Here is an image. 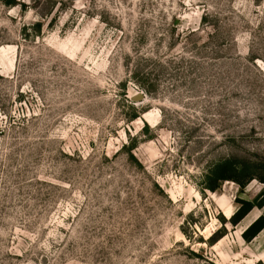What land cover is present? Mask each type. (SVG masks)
<instances>
[{"label":"rangeland","instance_id":"1","mask_svg":"<svg viewBox=\"0 0 264 264\" xmlns=\"http://www.w3.org/2000/svg\"><path fill=\"white\" fill-rule=\"evenodd\" d=\"M22 2L0 0V264H264V209L231 223L264 184L203 187L264 158V0Z\"/></svg>","mask_w":264,"mask_h":264},{"label":"trees","instance_id":"2","mask_svg":"<svg viewBox=\"0 0 264 264\" xmlns=\"http://www.w3.org/2000/svg\"><path fill=\"white\" fill-rule=\"evenodd\" d=\"M8 7H20L22 10L27 7L22 0H2ZM40 27V24H38ZM126 147V146H125ZM254 179L264 184V158H244L236 155L218 159L208 169L204 176V188L212 192L221 189L225 181H234L241 189ZM237 211L231 218V223L236 226L256 207L264 209V190L252 200L238 197ZM264 230V212L258 217L243 233V238L251 242Z\"/></svg>","mask_w":264,"mask_h":264},{"label":"water","instance_id":"3","mask_svg":"<svg viewBox=\"0 0 264 264\" xmlns=\"http://www.w3.org/2000/svg\"><path fill=\"white\" fill-rule=\"evenodd\" d=\"M133 101H140L145 99V94L144 93H137L131 98Z\"/></svg>","mask_w":264,"mask_h":264}]
</instances>
